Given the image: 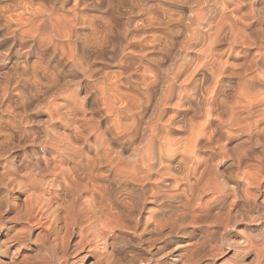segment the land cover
Listing matches in <instances>:
<instances>
[{"label": "clouds", "instance_id": "clouds-1", "mask_svg": "<svg viewBox=\"0 0 264 264\" xmlns=\"http://www.w3.org/2000/svg\"><path fill=\"white\" fill-rule=\"evenodd\" d=\"M0 264H264V0H0Z\"/></svg>", "mask_w": 264, "mask_h": 264}]
</instances>
